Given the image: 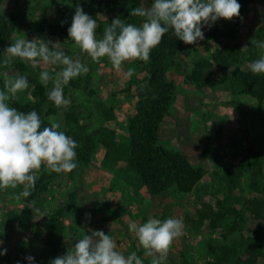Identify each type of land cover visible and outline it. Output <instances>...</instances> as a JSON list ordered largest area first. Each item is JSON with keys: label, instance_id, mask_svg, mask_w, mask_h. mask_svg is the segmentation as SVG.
I'll return each mask as SVG.
<instances>
[{"label": "rangeland", "instance_id": "obj_1", "mask_svg": "<svg viewBox=\"0 0 264 264\" xmlns=\"http://www.w3.org/2000/svg\"><path fill=\"white\" fill-rule=\"evenodd\" d=\"M152 2L113 0L108 5H96L91 0H17L2 4L4 13L19 12L21 23L11 41L0 45V62L5 48L16 39L23 38L30 41L37 39L38 44L47 41L59 43L60 49L89 68L88 73L72 79L79 85L73 90V100L75 108H78L80 126L84 128L82 138L89 136L97 145L90 163L78 164L71 173L53 172V178L41 183L46 187L39 190L40 193L33 200L36 201L35 207L45 214L43 217L35 216L27 198H14L21 191L20 188L0 190V252L7 250L6 255H0V264H29L28 256L34 257V264H47L44 243L47 236L46 218L69 204L72 207L65 212V237L72 239H64L59 256L66 254L75 243V238L102 230L114 239L117 250L123 255L136 252L143 264H151L152 258L144 255L143 248L129 231L128 225L144 223L149 217L160 220L174 217L183 221V235L174 241L164 264H213L216 253L212 252V246L215 248L238 242L244 229L248 235L247 229L256 225L245 203L247 200L263 199L264 101L242 94L238 85L230 79L232 72L238 68L249 69L252 38L264 41V32L258 35L260 29L264 28V0H253L248 13L240 20L235 18L238 21L233 29L236 38L226 39L229 45L240 43L241 49L247 45L242 50L239 62L229 68L228 87L217 90L200 88L186 83L180 72L168 73L169 79L176 85L177 94L170 116L160 131L163 145L168 150L185 155L195 168L205 173L196 188L188 194L179 193L175 188L159 195L149 194L137 174L128 171L125 162L107 160L106 149L99 141L100 130L108 126L116 132L118 143L123 146L128 143V116L135 111L141 94L146 92L149 85L148 63L128 61L118 72L106 57L97 63L80 53L68 35L49 34L38 26L39 21H46L68 32L75 9L81 6L86 14L97 20L96 34L99 38L98 32L103 31L114 18L123 16L135 6L150 7ZM225 28V19L202 28L205 38L194 44L198 50L182 62L186 64V72H191V63L212 58L218 43L209 34ZM256 50L260 57L261 50ZM130 67L134 69V74L128 77L126 73ZM42 70L59 71L60 66L41 64L34 70L30 65L16 60L8 68H0V72L26 75L37 82ZM36 89L35 83H30L29 88L20 92L12 102L34 101ZM105 108L115 113L117 120L114 123L104 121L102 112ZM60 130L66 133L68 127L61 126ZM256 159L260 160L262 172L254 163ZM232 167H241L237 190L229 189L227 176ZM43 174L50 173L42 168L37 173L36 184ZM207 205L218 212H225L228 208L241 210L243 218L229 212L220 226L213 229L209 220L199 219V212ZM234 221L239 222L240 226L229 233Z\"/></svg>", "mask_w": 264, "mask_h": 264}, {"label": "clouds", "instance_id": "obj_2", "mask_svg": "<svg viewBox=\"0 0 264 264\" xmlns=\"http://www.w3.org/2000/svg\"><path fill=\"white\" fill-rule=\"evenodd\" d=\"M241 4L238 0H153L150 7H135L130 16L142 18L137 26L114 18L97 38V20L77 6L72 17L68 36L93 62L107 58L118 72L128 61L147 62L151 51L157 47L163 36L171 30L175 37L186 45L203 40L204 26L211 27L220 19L233 20L240 17ZM37 39L18 38L7 46L0 68H8L19 60L32 69L43 65L60 66L59 71L42 70L39 83L46 89L49 102L57 108H67L71 100L65 98L64 88L69 82L86 74L89 68L78 58H71L59 43L52 41L37 43ZM251 44L260 49V57L249 65L253 74H264V41L252 38ZM247 48L245 45L241 50ZM133 68L126 75L131 77ZM0 190L20 188L14 198H28L35 188L37 173L43 168L48 173H71L78 167L76 162L77 142L64 131L61 124L49 117L50 126H43V120L36 110L19 111L11 106L18 94L29 88L26 75H10L0 72ZM35 216H45L36 201H31ZM129 231L134 234L144 255L151 257V264H164L174 241L183 235V221L169 217L164 220L149 217L144 223H130ZM71 240V237H65ZM4 249L0 255H6ZM29 264L34 257L28 256ZM50 264H143L136 252L125 256L117 250V244L102 230L91 235L75 238L66 254L50 260Z\"/></svg>", "mask_w": 264, "mask_h": 264}, {"label": "trees", "instance_id": "obj_3", "mask_svg": "<svg viewBox=\"0 0 264 264\" xmlns=\"http://www.w3.org/2000/svg\"><path fill=\"white\" fill-rule=\"evenodd\" d=\"M5 1L17 2V0H0V45L11 41L21 23L19 12H2L1 7ZM91 1L96 5H108L113 0ZM252 1L238 0V3L241 4V12L240 17L236 19L240 20L248 13L249 4ZM119 18L137 26L142 24V18L130 16V12L123 13V16ZM234 21L235 18L231 21L226 20L224 30L210 32L209 36L218 43V47L212 58L191 63V72L185 71L186 64L183 65L182 62L186 58L189 59L192 53L198 50L195 46L198 42L195 45H186L169 30L163 36L161 43L151 51L150 59L144 62L148 63L149 85L146 92L141 94L135 111L128 116L130 134L128 143L125 146L118 143L115 138L116 132L108 126H104L100 130L99 141L106 149L107 160L125 162L128 171L137 174L142 186L151 195H159L170 188H175L182 194L191 193L204 177V171L195 168L185 155L168 150L163 145L160 131L163 123L170 116V109L177 94L176 85L169 79L168 73L171 71L180 72L184 75L186 83L197 85L200 88L217 90L224 86L228 87L229 68L239 62L242 56L240 43L229 45L226 42V39L236 38L233 29L238 21ZM38 26L40 30L49 34L68 35L64 29L54 24H48L46 21H39ZM263 32L264 28L260 29L258 35ZM98 33L99 38H102L103 31ZM258 58L256 47L253 46L250 50L249 65ZM22 68L23 66H21ZM232 74L230 80L238 85L242 94L250 95L258 101H264V74H253L250 68L247 70L238 68ZM27 77L29 84L35 83L37 86L33 93L34 101L27 103L15 101L11 103V106L23 112L36 110L43 120V126H50L49 117L58 121L61 126H67L66 135L71 136L78 144L76 162L78 164L90 163L97 144L89 136L82 138L84 128L80 126L78 108H75L76 103L73 100V90L79 87L78 83L71 80L70 85H66L64 88L65 98L71 100L70 105L67 108H57L48 101L46 88L33 80L32 77ZM1 83L0 80V85H2ZM102 116L107 123H114L117 120L112 109L105 108ZM254 163L258 165V171L262 172V167L259 166L260 160L256 159ZM241 174V167H232V171L227 176L230 190L238 189L237 180ZM53 177V173L43 174L35 184L32 195L27 198V201L31 202L36 194L40 193L39 190L46 187L41 185L43 181ZM254 181L258 183L256 179ZM262 195L263 199L247 200L245 203L248 214L252 215L256 225L247 229L248 235L244 229L242 238L238 242L215 248L212 246V252L216 253V260L213 264H264V188ZM68 207L72 206L69 204V206L59 208L46 218L47 236L44 243L47 248V264H50V260L60 254L65 239L64 220ZM229 212L243 218L241 210L228 208L225 212H218L207 205L199 212V219L201 221L209 220L211 227L217 229ZM239 226L240 223L234 221L228 232L233 233Z\"/></svg>", "mask_w": 264, "mask_h": 264}]
</instances>
